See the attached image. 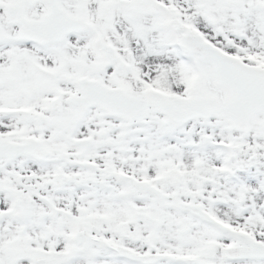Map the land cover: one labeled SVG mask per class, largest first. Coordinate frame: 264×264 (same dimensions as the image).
Wrapping results in <instances>:
<instances>
[{"label": "snow or ice", "instance_id": "snow-or-ice-1", "mask_svg": "<svg viewBox=\"0 0 264 264\" xmlns=\"http://www.w3.org/2000/svg\"><path fill=\"white\" fill-rule=\"evenodd\" d=\"M0 264H264V0H0Z\"/></svg>", "mask_w": 264, "mask_h": 264}]
</instances>
